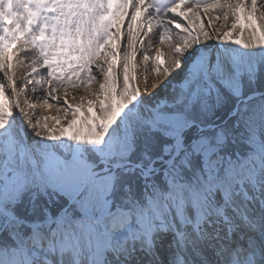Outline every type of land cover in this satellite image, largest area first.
<instances>
[{
	"label": "snow or ice",
	"instance_id": "snow-or-ice-1",
	"mask_svg": "<svg viewBox=\"0 0 264 264\" xmlns=\"http://www.w3.org/2000/svg\"><path fill=\"white\" fill-rule=\"evenodd\" d=\"M0 264H264V0H0Z\"/></svg>",
	"mask_w": 264,
	"mask_h": 264
},
{
	"label": "rangeland",
	"instance_id": "rangeland-1",
	"mask_svg": "<svg viewBox=\"0 0 264 264\" xmlns=\"http://www.w3.org/2000/svg\"><path fill=\"white\" fill-rule=\"evenodd\" d=\"M83 93H75V95H77V97H79L80 95H82ZM78 102V100H77ZM46 115L50 116V117H54L57 115V112L55 110V108L51 109V110H48L47 112H45ZM59 115L63 116V113H59ZM61 124L62 125H66V121H61ZM60 125H58L57 127H59Z\"/></svg>",
	"mask_w": 264,
	"mask_h": 264
},
{
	"label": "bare ground",
	"instance_id": "bare-ground-1",
	"mask_svg": "<svg viewBox=\"0 0 264 264\" xmlns=\"http://www.w3.org/2000/svg\"><path fill=\"white\" fill-rule=\"evenodd\" d=\"M161 51L164 52L165 54H167V52H168L167 46H166V45L163 46L162 49H161ZM153 55H154V54H153ZM142 75H147V73H143V72H142Z\"/></svg>",
	"mask_w": 264,
	"mask_h": 264
}]
</instances>
